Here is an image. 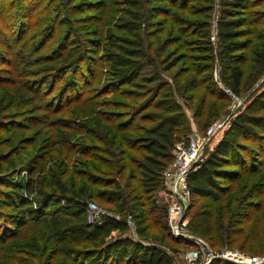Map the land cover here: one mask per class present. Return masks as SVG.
Returning <instances> with one entry per match:
<instances>
[{
  "label": "rangeland",
  "instance_id": "374dc122",
  "mask_svg": "<svg viewBox=\"0 0 264 264\" xmlns=\"http://www.w3.org/2000/svg\"><path fill=\"white\" fill-rule=\"evenodd\" d=\"M49 1L0 0V166L4 170L0 173V264L33 262L32 255L20 254L22 240L14 233L18 228L21 232L32 229L29 220L42 209L39 195L30 192L28 182L29 178L36 181L37 171L44 165L52 169L53 164L60 161L68 177L74 169L84 170L79 165L86 161L81 151L92 150V163L100 167L96 176L104 180L111 178V170L106 164L115 161L112 154L124 153L128 162L121 182L125 184L130 176L128 182L136 184L139 173L137 165L130 160H140L145 153L138 149L135 137L141 128L152 125L141 121V112L143 106L158 100V94H161L160 98L169 96L172 102L181 105L185 118L178 120L188 123L193 133H204L212 122L223 123V127L211 137L205 153L213 151L227 135L244 148L237 152L246 158L249 151L264 149V59L252 53L264 44V0H247L246 8L239 9V14L254 24L243 27L249 32L240 40L247 41L248 48L244 53H236L235 57L241 59L245 71L241 94H235L236 99L226 91L228 87L222 81L224 58L216 26L213 25L214 18L221 17L223 5L233 0H190L189 6L196 10L190 18L174 7L173 1L178 4L181 0H68L62 6L72 9L70 17L82 13L75 16L77 21L69 26L67 32L68 26L58 27L60 17L52 13L54 5L50 6ZM30 2L33 3L32 9L39 7L43 13H29L24 6ZM93 5L96 11H90ZM22 7L26 9L23 12ZM25 11L29 14L27 17H24ZM167 12L171 18L165 15ZM207 16L211 17L208 19ZM181 18H189L190 23L181 25ZM17 21L18 28H15ZM98 27L104 33L92 37ZM67 34H73L72 43L86 49L85 56H90V59L88 64L81 66V70L74 69L81 64L75 61L65 79L62 69L53 71L50 65L58 58L56 55L64 47L63 39ZM141 45L143 47L138 49ZM150 45L154 49L160 48L158 57L151 53ZM123 49H137L150 54L158 68L131 69V75L126 69L129 84L120 86L117 82L120 78L112 77L114 71L111 68L120 69L117 64L124 58L137 63L143 61L139 57H125ZM179 70L186 71L184 80L194 83L193 87L190 86L195 88L194 92H187L184 82H180L176 76ZM180 86L185 91L182 97L178 94ZM211 92L226 96L227 100L221 103L224 108L210 120L207 115L196 119L195 112L201 114L197 109L201 99ZM193 93L195 100L191 99ZM77 95L81 97L80 102L71 104L70 100ZM238 121L247 123H243V128L233 129ZM123 125H132L134 130L118 133L117 128ZM104 126H110V142L100 144L96 138L98 129ZM129 145H136L137 150H131ZM229 168L239 170L236 165ZM253 168L258 167L254 165ZM252 180L248 188L251 187L253 197L245 203L248 205L254 204L264 191V179ZM220 184L226 186L230 182L223 179ZM92 201L105 211L114 213L97 200L89 199L87 203ZM251 208L243 207L245 211ZM10 222L19 225L12 226ZM120 235L118 231L112 232V241ZM149 242L152 246L144 247L157 248L172 257L174 264H183V254L187 249L176 247L169 241L162 244ZM235 251L240 252L238 249ZM78 253L79 259L81 253L86 254L83 250ZM84 258L85 255L79 264L84 262Z\"/></svg>",
  "mask_w": 264,
  "mask_h": 264
},
{
  "label": "trees",
  "instance_id": "16d2710c",
  "mask_svg": "<svg viewBox=\"0 0 264 264\" xmlns=\"http://www.w3.org/2000/svg\"><path fill=\"white\" fill-rule=\"evenodd\" d=\"M65 1L68 2V0H60L57 3V0H51L49 5H54L52 13L60 17L58 27L68 26L67 32L69 26L77 21L74 19L75 16L82 12L70 17L72 9L62 6L67 4ZM246 1L233 0V2H227L230 4L223 5L221 17L217 23L218 43L224 58L222 81L234 95L241 94L245 76L241 59H236L238 54L246 51L249 44L247 41L240 40L249 32V29L243 27L254 24L239 14V9L246 8ZM189 2L190 0H181L178 4L173 1V4L176 9L190 18L195 15L196 10L189 6ZM32 5L33 3L30 2L24 6L29 13L38 12L39 14L42 12L39 7L32 9ZM24 7H22V12ZM93 7V10L90 11L97 10L95 5ZM2 13L5 15V11ZM24 13H26L24 17L29 15L26 11ZM165 15L169 17L170 12ZM138 18L142 19L141 16ZM189 18H181V25L187 26L190 23ZM15 28H18V21ZM99 28L92 37L104 33L103 29ZM73 39V34L66 35L63 39L64 44H62L64 47L57 53L58 58L53 60L54 64L50 65L53 71L62 69L65 73L62 76L64 78L69 75L67 73L70 72L75 61H80L81 64L75 66L74 69L81 70V66L88 64L90 59V56H85L86 49L72 43ZM142 47L141 45L138 49ZM153 47L150 45L149 49L158 57L161 50ZM252 53L264 59V44L258 46ZM122 54L125 57H139L138 59H143V61L137 63L132 62L130 58H124L117 64L121 67L120 69H117L118 67L111 68L114 71L112 77L120 78L117 81L120 86L129 84L127 76L131 75V69L142 71L147 67L158 68L156 60L144 51L123 49ZM46 67L48 68V66ZM126 69L129 72L127 76ZM185 74L186 71L183 73L179 70L176 76L179 77L181 83L184 82L188 89L187 92H194L195 88H190V86H194V83L190 80H184ZM79 75L84 78L83 74L79 73ZM178 94L181 97L185 95L182 86L179 87ZM160 95L156 96L158 99L156 102L142 108L141 121L152 125L141 128L140 134L135 137V141L139 145L138 149L143 151L145 155L136 161L129 158L131 162L137 165L139 173L138 180L132 178L136 180L135 185L128 182V179L131 180L130 176L124 182L125 184L121 182L124 178L123 170L127 166L126 162H128L126 154H112L115 161L106 164L111 170V178L103 180L96 176L100 173V167L92 163V150L81 151L82 157L86 158L85 162L79 164L84 168L83 171L74 169L67 177V171L62 168L64 164L57 161V164H53L52 169H48L45 165L40 168L37 171L38 178L36 181L29 178L30 192L39 195V205L42 209L37 210L33 218L29 220L33 225L32 229L21 232L18 228L14 235L22 240L20 254H26L27 257L32 255V264H69L70 262L76 264V261L79 264L84 255L82 264H174L173 258L167 253L131 241L127 236L128 228L122 223L108 219L102 226L88 224L85 208L89 199L99 201L98 203L103 205L105 209L115 214L124 217L131 216L138 227L142 240L160 244L169 241L176 247H182V249L192 248L191 245L176 240L170 235L166 210L157 205L156 202L157 193L162 187V174L173 162L175 145L189 139L193 133L188 123L185 124V122H181L182 120H178L185 118L181 105L172 102L169 96L160 98ZM193 96L191 99L195 100V96ZM80 100L81 97L77 95L75 99L70 100V103L74 104ZM225 100H227L226 96L220 92H211L203 97L197 108L201 114L198 115L197 112L194 114L196 119L200 115H207L209 120L217 117L224 108L221 103ZM151 110L153 112H150ZM246 120L247 122L250 121L249 119ZM247 122H239L233 126V129L243 128L245 127L243 123ZM212 123L206 126V130ZM109 127L104 126L98 129L99 133L96 138L98 143L107 144L110 142L108 139ZM128 130H134L132 125H123L117 128L118 133ZM190 132L191 134L188 136ZM129 146H131V150H137L136 145ZM241 149L244 148L228 135L216 145L213 151L205 153V149L204 161L189 177V186L192 191V202L188 209L189 230L193 235L204 239L214 250H220L225 246L231 249L236 247L240 252L248 255L264 257V191L262 190L260 198L254 204H245L253 197L251 187L248 188L250 182H253L252 179H264V149L258 152L249 151L247 158L241 152H237ZM232 165H236L239 170H231L229 167ZM254 165H257L258 168H253ZM3 171L0 166V173ZM48 171L49 173H47ZM223 179L228 180L230 184L221 186L220 180ZM36 185L40 187L39 190L36 189ZM244 206L252 207V210L245 211ZM16 225L19 224L16 222L12 224V226ZM115 231L121 235L112 241L111 235ZM82 250L86 254L81 253L79 259L80 255L77 254H79L78 251ZM48 251L46 256L45 253ZM77 256L78 258H76ZM212 264L233 263L216 260Z\"/></svg>",
  "mask_w": 264,
  "mask_h": 264
},
{
  "label": "built area",
  "instance_id": "2783aa9c",
  "mask_svg": "<svg viewBox=\"0 0 264 264\" xmlns=\"http://www.w3.org/2000/svg\"><path fill=\"white\" fill-rule=\"evenodd\" d=\"M218 20V16L213 20L216 32ZM226 91L231 93L233 99L237 98L229 89ZM222 127L223 123L214 122L204 133L194 132L189 139L175 145L173 162L162 174V187L157 193L156 202L166 210L170 235L192 246L183 254V264H212L216 260L233 264H264V258L245 255L228 246L214 250L204 239L189 230L188 209L192 202L189 177L204 161V152L211 137ZM85 213L90 225L102 226L108 219L114 220L128 228L127 236L131 241L142 246H152L151 242L140 238L138 227L131 216L123 219L121 215L107 212L93 202L87 204Z\"/></svg>",
  "mask_w": 264,
  "mask_h": 264
}]
</instances>
